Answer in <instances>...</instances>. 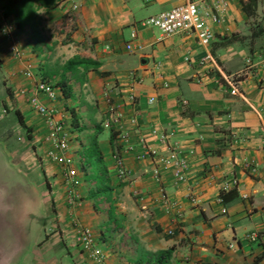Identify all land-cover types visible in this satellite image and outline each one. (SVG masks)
Returning a JSON list of instances; mask_svg holds the SVG:
<instances>
[{"label":"crops","instance_id":"obj_1","mask_svg":"<svg viewBox=\"0 0 264 264\" xmlns=\"http://www.w3.org/2000/svg\"><path fill=\"white\" fill-rule=\"evenodd\" d=\"M187 1L38 2L31 7L33 29H19L12 16L0 15V24L6 18L14 25L21 55L13 59L0 36V77L21 103L31 143L41 147L38 155L45 148L41 121L15 96L18 88L30 86L22 70L30 68L58 90L60 80L64 84L66 95L57 92L52 105L70 132L80 196L73 213L93 231L109 264H264V237L246 238L252 232L264 236V84L245 73L236 83L239 96L231 95L212 64L202 60L209 54L218 70L231 76L243 69L246 57L257 61L264 47V0H255L250 16L241 9L246 0H225L224 6L195 0L200 13L213 8L220 18L208 23L213 39L206 48L191 35L162 37L139 24ZM72 58L78 60L67 66ZM105 98L121 111L130 142L141 136L147 147L167 156L149 131L168 135L184 164L182 183L171 169L161 172L159 186L175 203L169 213L156 204L157 185L149 176L152 159L136 161L124 154L128 175L116 179L111 153L119 129L108 124ZM131 117L137 128L129 124ZM6 152L0 150L6 162L28 178ZM42 165L48 191L44 182L34 181L38 212L26 220L35 226L36 236L18 257H0V264H62L64 256L72 264L82 260L72 243L59 174L54 166ZM229 190L237 197L223 203L219 194ZM18 234L22 245L24 230ZM159 252H169L168 260L159 258Z\"/></svg>","mask_w":264,"mask_h":264},{"label":"built area","instance_id":"obj_2","mask_svg":"<svg viewBox=\"0 0 264 264\" xmlns=\"http://www.w3.org/2000/svg\"><path fill=\"white\" fill-rule=\"evenodd\" d=\"M221 6L225 5V0H216ZM242 1V0H238ZM0 15L4 16L2 10ZM219 14L215 9H210L200 13L195 0H189L182 5L175 6L169 10L161 11L156 15L147 17L139 22L142 27L154 28L162 37L170 36L176 33H184L194 37L196 43L206 48L213 39V34L209 24H217L219 22ZM0 36L7 45V50L13 59L20 58L19 48L15 43V28L14 25L2 18L0 24ZM130 38L134 39L135 34L131 32ZM126 50H131V45H125ZM257 61L246 57L244 59L243 69L236 75L222 74L214 63V60L209 54L203 56L202 60L212 64V67L217 71V80H220L228 89L231 95L239 96L236 87L237 81L245 73L254 77L259 84H264V47L261 49L260 56ZM22 76L30 82L29 87H21L16 90V98H21L28 110L33 113L40 121L43 130L42 145H45L42 150L40 161L42 164H49L56 168L60 186L63 191L64 205L69 219L70 229L72 230V243L77 247L81 254L82 260L73 264H109L106 260V254L101 245L96 241L93 231L87 226L81 225L74 216L73 210L79 205L80 196L78 192L79 179L75 169V161L70 154L69 136L70 132L61 117L57 115L53 103L57 99L56 89L47 80L42 79L35 74L30 68L25 67L22 70ZM106 99L108 124L119 129V135L115 138L116 143L111 153V160L117 180H124L128 175L127 169L124 167L123 155L131 154L134 160L140 161L143 159H152L153 166L149 170V176L153 183L157 185L156 204L160 210L167 214L174 209L175 203L171 201L164 190L159 186L161 172L171 169L173 178L177 183L184 181L183 170L184 164L176 156V152L172 146L168 144V135L160 132L156 128L149 131V135L156 138L157 144L163 146L168 151L167 156L158 154L154 149L146 146L145 140L138 136L134 143L129 141V136L122 130L123 115L121 111L111 102ZM129 100L133 96L128 97ZM152 99L149 100L151 102ZM185 104V102H182ZM113 124V125H112ZM129 124L137 128L134 117L129 119ZM136 148L141 150L138 152ZM142 203V198H137ZM140 210L146 212V207L141 204ZM260 236L254 232L249 233L246 238L249 240H257Z\"/></svg>","mask_w":264,"mask_h":264},{"label":"rangeland","instance_id":"obj_3","mask_svg":"<svg viewBox=\"0 0 264 264\" xmlns=\"http://www.w3.org/2000/svg\"><path fill=\"white\" fill-rule=\"evenodd\" d=\"M4 83L5 78L0 77V150L7 151L9 161L19 165L22 171L29 175L27 178L26 175L17 173L0 153V254H4L0 257L8 260L12 256L18 257L36 236L35 226L26 221L33 211L38 212V191L33 188V184L34 181H42L43 189L48 191V178L40 161L42 153L38 155L36 149L40 150V145L31 143V134L18 125L13 113L14 110L22 111L21 103L13 97L9 87H4ZM45 167V170L49 169ZM30 186L32 191L29 190ZM33 207L35 209L32 210ZM22 230L24 235H20L23 240L21 245L20 242L17 243L16 238ZM62 264L72 262L68 256H64Z\"/></svg>","mask_w":264,"mask_h":264},{"label":"trees","instance_id":"obj_4","mask_svg":"<svg viewBox=\"0 0 264 264\" xmlns=\"http://www.w3.org/2000/svg\"><path fill=\"white\" fill-rule=\"evenodd\" d=\"M3 9H4V16H12L14 19V23L17 28L23 29L24 25H28L32 29L35 26L33 11L31 10V7L33 4H36L38 2H41L43 5H49L51 4V0H3ZM255 8V0H246L245 2H241V9L243 13L247 16H250L253 14ZM230 41L227 40V42ZM78 58H72L71 60L67 61V66L72 65L73 63H76ZM60 85V86H59ZM59 88L63 95H66V91L64 89V84L62 80L59 82ZM16 121L18 125L24 129L25 131H28V129L25 127V124L22 119V115L18 110L13 111ZM110 138H112V133H110ZM220 200L223 203H226L228 201H231L237 197V193L235 190H229L227 192H223L219 194ZM170 253L169 252H159L157 253V256L159 258H163L164 261H167L169 258Z\"/></svg>","mask_w":264,"mask_h":264}]
</instances>
